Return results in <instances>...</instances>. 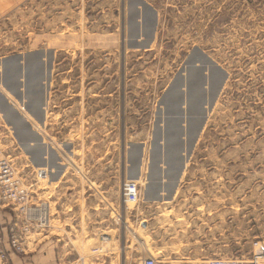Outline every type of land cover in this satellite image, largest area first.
<instances>
[{
	"label": "rangeland",
	"instance_id": "1",
	"mask_svg": "<svg viewBox=\"0 0 264 264\" xmlns=\"http://www.w3.org/2000/svg\"><path fill=\"white\" fill-rule=\"evenodd\" d=\"M30 5L20 2L0 19V100L6 97L29 116L37 131V117L25 105L37 102L43 69L42 80L61 83L52 91L54 122L69 129L82 113L90 123L117 120L126 133L117 139L102 133L99 140L117 145L119 155L113 148L88 153L93 138L87 133L47 138L36 133L56 153L53 164L43 157L38 165L25 153L22 124L16 128L12 113L0 107L2 155L20 173L26 156L31 166L52 169L45 182L52 205L47 228L27 232L23 216L0 191V264H143L148 257L159 264H209L252 257L256 243H264V0H31ZM55 30L61 32L60 53L30 51L36 32ZM93 32L107 41L94 39ZM18 68L16 80L11 72ZM203 70L209 99L199 119L193 107L202 97L188 87L201 82ZM77 77L84 83H121L126 102L121 91L110 114L96 106L88 114L84 99L73 109ZM182 84L186 133L175 160L179 99L174 104L167 99ZM190 120L200 122L189 142ZM30 149L41 158L36 144ZM124 179L143 185L138 204L123 200Z\"/></svg>",
	"mask_w": 264,
	"mask_h": 264
},
{
	"label": "crops",
	"instance_id": "2",
	"mask_svg": "<svg viewBox=\"0 0 264 264\" xmlns=\"http://www.w3.org/2000/svg\"><path fill=\"white\" fill-rule=\"evenodd\" d=\"M20 2L23 4V7L29 6V9L31 8L30 2L31 0H0V19L5 16L8 11L14 10L19 4ZM57 18V17H56ZM61 19V17H60ZM78 19V18H77ZM79 32L77 31V34ZM91 36L94 39L97 40H103V42L107 41V39L100 35H96V33L93 32V34H91ZM79 37L77 36V40H75V33H72L71 35V41L72 44H74L75 46H78V42H79ZM62 37H61V32H57L55 30V32L51 31L50 33H45V32H41L39 31L38 33L36 32L34 36H32L29 40V46L30 51L31 52H42V51H47V52H51L53 54V56H56L58 53H60L62 51V48L60 47V44H62ZM92 39V38H91ZM93 40V39H92ZM94 41V40H93ZM91 42V41H89ZM91 44V43H89ZM37 48V50H36ZM40 48V49H39ZM39 49V50H38ZM78 63V61H77ZM78 65V64H77ZM199 63L196 64V66L198 67ZM56 68V67H55ZM59 69H64L57 67L56 70ZM73 69V66H71V70ZM194 70H196V68H194ZM41 71V70H40ZM50 71L52 72L53 70L50 68ZM46 74V71H45ZM46 79V78H45ZM89 82V81H87ZM87 82H82L81 84V88H80V92L79 94L81 95V97L83 98H79L78 101H76L77 103H75V100H73V109L77 106H79L80 108V103L82 101V99H84V101L88 104V109H86L87 113H91V106L93 107L94 110V106H96V111H100L102 113H106V111L110 114V110L112 107L115 108V105L117 104L116 100L118 97L121 98L120 96H123V94L121 93V91L124 93V102L123 104L126 102V98H127V90L123 91V86L121 83H115V82H101V81H96V83L94 84V86L89 87ZM87 84V85H86ZM120 84V85H119ZM61 85L58 83H53L52 81L47 83L46 80H42L40 81L39 84V95L42 96L43 90H44V101H41L40 105H39V109L37 110H29V113H33L36 117L37 120L40 124V128L37 129L35 126L33 125L32 121L30 120V117L28 116V122L30 123L31 127H32V131H30L29 133H41V136L47 138L48 136L46 135L47 133H71V135L73 134H77V136L80 133H87L88 138L92 137L93 140V144L91 145V139L88 140L87 142V152L88 153H98V152H102L101 149L104 151L106 150V152L109 151V149L111 150H115L117 149L118 151V155L120 154V150L119 147L116 145L115 146H110V142L109 143H102L99 142V140H101L102 138V133L109 134L108 137H115V139H117L118 137V133H126V125L124 126V128H122L119 125L118 122V126L116 124V121H109V120H102V119H98V121H93V123H90V119H82L83 115L82 113L80 114L79 117L75 118L73 117L71 119V123L69 125V129L66 127H61L60 123H58V121L54 122V117L51 116L52 113H54V100L51 98L52 97V91L56 86ZM84 88V89H83ZM74 89V88H73ZM127 89V88H124ZM86 90V92H82ZM185 91V86L182 84L181 86H179V90L175 92L177 99H179V92ZM75 95V93H74ZM113 101V103H112ZM90 106V107H89ZM92 110V111H93ZM21 112V111H20ZM82 115V117H81ZM110 117V116H109ZM108 117V118H109ZM83 122V123H82ZM67 125V123H66ZM122 128V129H121ZM49 135V134H48ZM42 138L38 137V139L36 138H32L29 137L28 140L26 141V145H28L26 147V145H24V150L25 153L27 155H29V157H34V159L36 160V163L38 165L43 164L44 162H42V158L44 157V159H46V162L48 165L53 164L54 160L56 157L53 158V155L56 154L52 148H49V146H47L45 143H43V141L41 140ZM33 143L36 144V146H38L40 148V159L36 158V154H34L32 152V150L30 149L33 146ZM116 143V141L114 142ZM72 147L73 148H77L79 147V140H73L72 141ZM164 149V148H163ZM58 151H60L57 148ZM49 155V156H48ZM164 158V156H163ZM121 161V158L119 157V162ZM122 171L121 169V165H119V172ZM166 178V177H165ZM152 185L155 187V198H158L160 195H158V186L160 185V182L157 183L154 182L152 183ZM170 186V189H173L172 184H168ZM174 196V195H173ZM151 197V198H154ZM36 247V245L34 246Z\"/></svg>",
	"mask_w": 264,
	"mask_h": 264
},
{
	"label": "built area",
	"instance_id": "3",
	"mask_svg": "<svg viewBox=\"0 0 264 264\" xmlns=\"http://www.w3.org/2000/svg\"><path fill=\"white\" fill-rule=\"evenodd\" d=\"M22 165V173L13 161L2 155L0 148V191L4 200L12 203L24 219L27 232L47 228L52 219V205L45 192V182L52 175L47 166L33 167L28 156ZM142 184L139 180L124 179L121 195L127 204H138L141 200ZM13 246L20 248L17 240ZM254 255L248 259H214L209 264H259L264 259V243H256ZM143 264H159L154 257H148Z\"/></svg>",
	"mask_w": 264,
	"mask_h": 264
},
{
	"label": "water",
	"instance_id": "4",
	"mask_svg": "<svg viewBox=\"0 0 264 264\" xmlns=\"http://www.w3.org/2000/svg\"><path fill=\"white\" fill-rule=\"evenodd\" d=\"M147 36V35H146ZM147 38V37H146ZM206 61V65L205 67H209L211 66V64L207 61V59L205 57H203ZM206 68H204L205 70ZM204 70L202 71L203 73H201V82L199 83V86L195 91V93L197 92H200V95H201V99L199 101V105L196 108L193 107V110L194 111H198L199 113V119H201L202 117V110L200 111L199 109L204 106V104L207 102V100L209 99V95L207 94L206 92V82H205V75H206V72H204ZM14 76H15V79H19V74L21 73L20 72V68L14 70V72H11ZM44 73V70L42 69V71L39 72V74L41 75L39 78V84H40V81L41 79H43V74ZM220 77L218 78V82L216 81V84L219 85V82H220ZM37 83V86H38V91L37 93L35 94L37 96V102L33 105L32 108H30L31 105H28L26 104L25 105V108L29 110L33 109V110H37L39 109V105L41 103V101H44V90H43V93H42V96L39 95V85ZM216 85V87H217ZM20 89V88H19ZM179 96V102L177 103V109L176 110H179L180 112V115H179V119L177 121V123L175 124L174 126V130L176 131L175 133V136L178 138L177 142H179V144L175 147V149L173 150L175 154V156H173L175 158V160H179V156H177V159H176V155L178 153L181 152V150L184 148V142L182 141V137L184 136V134L186 133V129H185V121H184V97H185V92L182 91V92H179L178 94ZM0 107L1 109L3 110L4 113H6L7 111H10L12 113V116L10 115V117L13 119L14 121V125L16 126L17 128V123H21L22 124V127H21V130L22 131H18V133H20V137H21V140L23 141V146L26 144V141L28 140L29 137H32V138H36L38 139V136H36V133H25V132H30L32 131V127L30 125V123L27 121V119L22 115V113L20 112V110H18V108H16L15 106L11 105L8 101V99L6 100V97L5 98H1L0 100ZM189 107V105H188ZM201 115V116H200ZM200 121L197 120L195 123L190 120V123L187 125V132H188V139H189V142L194 138V133L196 132L197 130V125ZM191 126H196V127H191ZM27 130V131H26ZM162 149V146L160 147ZM173 152H171V154H173ZM175 162V161H173ZM176 163V162H175Z\"/></svg>",
	"mask_w": 264,
	"mask_h": 264
},
{
	"label": "flooded vegetation",
	"instance_id": "5",
	"mask_svg": "<svg viewBox=\"0 0 264 264\" xmlns=\"http://www.w3.org/2000/svg\"><path fill=\"white\" fill-rule=\"evenodd\" d=\"M196 73V72H195ZM64 83V82H63ZM82 82L81 81H79L78 80V77L76 78V80L74 81V82H72V85H73V88H74V91H75V99H76V101H78L79 100V98L81 97V95L79 94V92H80V88L82 87L81 84ZM96 82L95 81H89V82H87V84H88V86L89 87H92V86H94V84H95ZM86 84V85H87ZM185 85V84H184ZM192 85V86H191ZM198 86H199V83L196 81V80H194L192 83H190L189 84V87L188 88H190V90H196L197 88H198ZM185 87H186V85H185ZM170 95V94H169ZM169 99V100H168ZM167 99V103H170V102H172L173 104L174 103H176V101H177V97L175 96L174 97V99H173V97H172V101H171V98H168ZM166 101V100H165ZM190 101H191V99H190Z\"/></svg>",
	"mask_w": 264,
	"mask_h": 264
}]
</instances>
